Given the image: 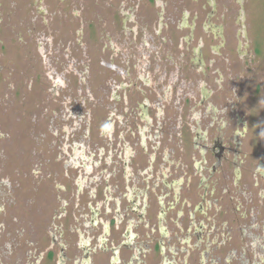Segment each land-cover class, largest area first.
I'll list each match as a JSON object with an SVG mask.
<instances>
[{
  "label": "flooded vegetation",
  "instance_id": "flooded-vegetation-1",
  "mask_svg": "<svg viewBox=\"0 0 264 264\" xmlns=\"http://www.w3.org/2000/svg\"><path fill=\"white\" fill-rule=\"evenodd\" d=\"M51 1L0 0V264H264V70L222 1L179 3L187 33L165 0Z\"/></svg>",
  "mask_w": 264,
  "mask_h": 264
},
{
  "label": "rangeland",
  "instance_id": "rangeland-1",
  "mask_svg": "<svg viewBox=\"0 0 264 264\" xmlns=\"http://www.w3.org/2000/svg\"><path fill=\"white\" fill-rule=\"evenodd\" d=\"M89 3L86 5V13L87 15H91L92 13L96 12V10L99 9L98 5L101 7H105L103 8V12H109L112 11L113 8L106 6V2H108L109 0H87ZM164 1V0H162ZM161 1V4H157L155 2L151 3L152 6L155 9H151V10H155V11H159L161 5L163 6V2ZM168 6L169 11L171 12H179L176 16L174 17V21L178 23L177 27L181 28V26L184 24H189V25H183L182 28V32L183 33H187L189 29V26L191 25L190 23L192 22V18H194V16H196V13H193L194 11L191 10L189 14H187L188 16H185V18L181 20V16H184V13H186V10H184V8L182 10L179 9L180 4H184L185 2H191V0H165ZM178 1V2H177ZM218 1V0H217ZM222 1V8L224 10V14L227 18H225V22L230 20L231 22V28L233 29L230 35V39H228L227 35H226V40H225V48L222 49L223 53H226V55L230 52L231 53V59L232 61L237 60V54L235 53L237 50V44H239L240 42L243 44V49L245 50H249V52L253 49V48H257L259 49L257 52V55H253L250 53V56L245 55V57H243V64H242V68L243 70H241V73L243 74V76H247L250 77V81L249 84L247 86H249L251 89H253V87H255V83L258 79V72H260V70H264V0H242V3H239L238 0H221ZM54 6H58V0H53L51 1ZM102 2V3H99ZM113 4H116V0H112ZM219 2V1H218ZM180 3V4H179ZM150 4V5H151ZM148 5V6H147ZM147 8L150 9V5L147 4ZM148 9L146 11H148ZM190 10V7L188 8ZM241 9L244 11L242 12ZM180 10V11H179ZM155 11L153 13H155ZM91 12V14L89 13ZM183 12V13H182ZM240 12L242 13V16L240 14ZM244 13V14H243ZM182 14V15H181ZM239 18H241V21H239ZM197 19V18H196ZM238 22V23H237ZM196 23L201 24V20L199 19L196 20ZM223 23V22H222ZM176 23H174L175 25ZM244 24V25H243ZM176 26V25H175ZM192 26V25H191ZM104 27L105 29H109V20L106 19L104 21ZM201 27L203 28L202 24ZM201 27H197V29L195 31L197 32H201ZM243 28V36L239 37V35L235 32V28ZM96 26H94L92 28V33L93 34H89V37L92 38H96ZM98 37V35H97ZM88 44L90 43V39H87ZM214 43V42H213ZM211 42H209V44H213ZM216 43V41H215ZM247 44L248 45V49L247 47H245ZM244 50V51H245ZM17 55V53L15 54ZM228 56V55H227ZM254 56V58H252ZM229 58V57H228ZM215 59H223L222 56L216 55ZM251 60V62H250ZM11 63H13L14 65L16 64L15 59L12 56V61ZM13 68H17L19 69L18 71V75L19 76L21 74V72H24V75L28 72L26 68H18V66H14ZM91 71H97L99 68L97 65H93L92 67H90ZM3 75H5V77L9 76V75H14V74H8V71H6L5 73H3ZM263 76V75H262ZM254 90V89H253ZM252 90V91H253ZM254 96H250L249 97V107H255L256 105V91L251 93ZM255 100V101H254ZM2 106L0 104V110H1ZM262 108V104L260 103L257 108L256 111H260ZM250 123V121H249ZM249 130L251 131V123L249 124ZM260 132H256V134H254L255 139L256 137H259ZM253 136V138H254ZM254 140V139H253ZM249 141H251V139H249ZM254 143V141H253ZM260 144V143H259ZM251 144L248 143V147L251 148ZM255 146V145H254ZM259 149L261 148L260 145L256 146ZM252 151H256V149H251ZM253 165V164H252Z\"/></svg>",
  "mask_w": 264,
  "mask_h": 264
}]
</instances>
